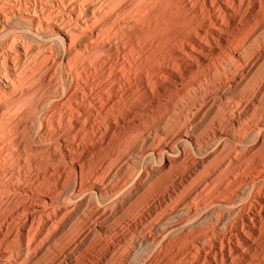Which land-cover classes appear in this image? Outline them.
I'll return each mask as SVG.
<instances>
[{"label":"bare ground","instance_id":"6f19581e","mask_svg":"<svg viewBox=\"0 0 264 264\" xmlns=\"http://www.w3.org/2000/svg\"><path fill=\"white\" fill-rule=\"evenodd\" d=\"M0 264H264V0H0Z\"/></svg>","mask_w":264,"mask_h":264}]
</instances>
